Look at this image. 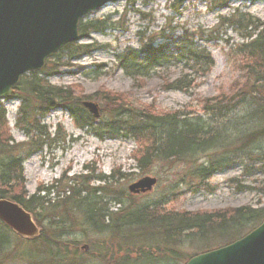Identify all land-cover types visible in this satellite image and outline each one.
<instances>
[{
	"label": "trees",
	"instance_id": "trees-1",
	"mask_svg": "<svg viewBox=\"0 0 264 264\" xmlns=\"http://www.w3.org/2000/svg\"><path fill=\"white\" fill-rule=\"evenodd\" d=\"M233 24L245 25L244 30L250 28L254 33L246 35L247 42L236 48L237 55L243 56L245 79L235 83L230 94L205 100L198 114L154 112L125 94L104 89L85 95L76 87H56L45 79L44 70L21 78L14 88L13 98L19 101L14 125L25 135V142L12 140L6 111L0 105V199L29 213L39 231L24 239L0 222V264H185L197 254L241 239L260 225L264 206L168 211L167 203L177 195L176 186H167L157 202L136 203L124 190L107 182L113 175H79L77 187L74 178L63 175L32 195L25 189V159L55 142H66L61 126L51 133L43 123L54 109L63 110L76 128L99 139L132 140L137 146L133 158L142 174L159 164L181 165L178 184L184 188L182 193H194L214 173L236 164L241 165L243 174L256 169L264 177V22L238 15ZM112 28L110 18L82 19L78 32L83 40ZM196 36L187 31L177 38L160 33L164 40L160 45L153 47L156 37H151L140 50L126 48L115 56V67L134 80L178 67L181 73L174 79L167 77L165 87L187 92L213 66L205 48L194 43ZM95 46L66 45L47 61L46 71L72 67L70 60L90 54L98 48ZM63 53L66 62L61 61ZM91 74L101 73L95 70ZM91 98L102 103L98 120L81 105ZM91 181L103 185L91 188ZM62 182L65 186L58 190ZM260 191L264 196V181ZM77 228L95 235L86 252L78 250V243L70 239Z\"/></svg>",
	"mask_w": 264,
	"mask_h": 264
},
{
	"label": "rangeland",
	"instance_id": "rangeland-1",
	"mask_svg": "<svg viewBox=\"0 0 264 264\" xmlns=\"http://www.w3.org/2000/svg\"><path fill=\"white\" fill-rule=\"evenodd\" d=\"M140 13L146 17H142ZM233 13L237 15L235 18L232 17ZM238 15H249L264 22V0H187L182 4L171 0H129L107 3L84 18H110L114 25V28L105 30L103 34H90L87 39L79 42L95 44V47L98 46L95 51L70 60L72 67L61 68L58 72L46 71L47 65L36 72L44 70L46 75L41 76L45 75V79L53 86L76 87L85 95H93L104 89L125 94L138 106L149 107L154 112L198 114L201 113V105L205 100L230 94V88L245 79L243 56L237 55L236 48L247 42L246 35L254 33L250 28L244 30L245 25L238 27L233 24ZM183 31L197 34L194 43L205 48L213 61L211 70L204 77L198 78L187 92L171 91L165 87L167 77L174 79L181 73L178 67H172L168 71L158 70L145 79L136 80L115 67V56L126 48L140 50L142 44L151 37H156L153 47H157L164 41L159 38L160 33L177 38ZM61 61H67L66 53H63ZM95 70L101 74H91ZM86 101L97 104L100 118L102 103L94 98ZM0 105L6 111L12 140L15 143L25 142V135L14 125L19 101L6 98L0 100ZM43 123L51 133L56 126H61L67 138L65 144L55 142L42 152L30 155L23 162L25 189L29 195L34 194L39 187L53 184L63 175L74 178L77 187L76 177L79 175L91 177L101 174L105 177L113 175V180L107 182H112L116 189L124 190L136 203L157 202L165 194L167 186H176L173 190L177 195L167 203L168 211L195 213L241 206H264V196L260 191L264 177L256 169L243 174L241 165L236 164L214 173L206 185L199 186L194 193H182L184 188L178 184V175L183 167L179 164H159L153 166L148 174H142L136 168L133 158L137 146L132 140L99 139L86 130L76 128L69 115L61 109L50 111ZM118 175H122L121 178ZM147 176L156 179L151 191L138 195L127 191L128 186ZM101 185L102 182L91 181L90 187ZM64 186L62 182L58 185V190ZM108 207L112 209L114 205L109 204ZM94 237L91 231L84 232L77 228L70 239L78 243V250L86 252L88 242H93L96 239Z\"/></svg>",
	"mask_w": 264,
	"mask_h": 264
},
{
	"label": "water",
	"instance_id": "water-1",
	"mask_svg": "<svg viewBox=\"0 0 264 264\" xmlns=\"http://www.w3.org/2000/svg\"><path fill=\"white\" fill-rule=\"evenodd\" d=\"M119 1L129 0H0V100L14 95L13 88L23 75L44 69L52 55L80 42L78 26L86 15ZM82 107L92 118L99 117L97 104L84 101ZM155 184L156 179L147 176L127 190L144 194ZM0 221L20 237L37 234L30 214L9 200L0 199ZM185 264H264V219L241 239L196 255Z\"/></svg>",
	"mask_w": 264,
	"mask_h": 264
}]
</instances>
